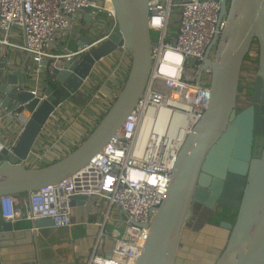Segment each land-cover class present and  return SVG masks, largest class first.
Returning a JSON list of instances; mask_svg holds the SVG:
<instances>
[{
  "label": "water",
  "instance_id": "water-1",
  "mask_svg": "<svg viewBox=\"0 0 264 264\" xmlns=\"http://www.w3.org/2000/svg\"><path fill=\"white\" fill-rule=\"evenodd\" d=\"M147 3L148 0H111L115 26H81L77 31L72 27L55 33L50 48L61 57L42 61L40 74L35 73L27 57L20 67L0 58V109L22 118L17 136L6 132L0 136V198L28 195L59 184L86 166L122 127L149 75ZM90 15L87 13L83 20L89 22ZM224 15L222 34L207 47L198 72L197 81L202 71L210 68L208 106L180 149L167 194L153 216L136 264H187L185 255L189 248L182 246V240L187 227L195 225L194 207L212 211L216 204L235 210L236 216L232 224L219 223V228L229 231V237L217 255H205L204 261L264 264V0H229L228 4L221 0L219 18ZM97 28L107 39L86 54L65 60L66 54L95 41ZM57 40L64 46L54 47ZM71 45L74 50L69 49ZM254 45L258 58L251 105L238 112L243 65ZM120 49L128 52L130 64L125 81L104 116L74 150L50 164L28 167L26 163L34 155L41 132L61 106L59 97L81 93L95 65ZM37 75L39 91L44 96L41 102L29 91L36 84ZM51 79L56 89L48 85ZM6 120L18 121L8 117ZM86 202V197L75 196L70 207ZM52 226L49 219L31 222L33 230ZM11 232L13 225L0 218V235ZM0 264H4L1 255Z\"/></svg>",
  "mask_w": 264,
  "mask_h": 264
},
{
  "label": "built area",
  "instance_id": "built-area-1",
  "mask_svg": "<svg viewBox=\"0 0 264 264\" xmlns=\"http://www.w3.org/2000/svg\"><path fill=\"white\" fill-rule=\"evenodd\" d=\"M220 3L221 0H148L150 70L135 107L110 142L82 169L59 184L28 195L1 197L0 218L4 223L49 219L54 229H70L71 199L84 196L104 207L85 264L137 263L153 216L167 194L180 149L210 100V68L204 69L197 80L207 47L214 38H220L225 26L226 15L219 18ZM82 10L89 11L98 25L104 21L111 27L116 24L111 0H0V58L7 49L19 52L40 74L42 61L61 57L50 48L52 37L67 28L79 30ZM101 14H105L104 20ZM95 32V41L66 54L65 60L84 55L107 39ZM119 51L110 79L102 85L113 88L115 94L130 64L126 52ZM101 81L89 84L88 79L81 90L90 106V112H86L89 116L81 119L91 130L115 100H108L99 87ZM50 83H54L53 79ZM39 87L29 91L41 102L44 96ZM7 117L19 118L1 110L0 120ZM165 120L169 124L162 129ZM61 127H52L54 138L46 154H40L38 159H48V152L63 141L66 129ZM105 239L111 242L108 249L102 244Z\"/></svg>",
  "mask_w": 264,
  "mask_h": 264
},
{
  "label": "crops",
  "instance_id": "crops-1",
  "mask_svg": "<svg viewBox=\"0 0 264 264\" xmlns=\"http://www.w3.org/2000/svg\"><path fill=\"white\" fill-rule=\"evenodd\" d=\"M87 13L89 14V11L80 13L78 19L80 26L87 27L91 25L95 27V25H98L95 23V18L91 15L89 22L83 20ZM100 24L101 25L98 26L103 28L108 22L104 21ZM99 31L100 32H98L97 28L99 34L105 35L102 30ZM53 46L63 47L64 45L61 40H57L54 41ZM51 50L54 52V49L51 48ZM118 53L119 52L113 54L111 57L95 65L89 76V84L93 80L97 82L102 80L99 83V87H102L103 82H106V79H110L109 75L112 72V66L118 60ZM254 69L256 70V67ZM39 77V75L35 77L37 79L35 82L36 84H32L30 89L38 90V86H40L38 85ZM113 83L117 85L115 80ZM48 85L53 87L54 84ZM103 89L108 95V100L115 99L117 93L115 94L113 88L105 86ZM87 99L88 98L82 93L67 98L62 96L59 97L58 101L61 103V106L41 132L34 146V155H32L31 159L26 163L28 167L44 166L55 162L74 150L81 141L84 140L85 135H88L87 130L90 129V127H85L81 119V112H90ZM17 120L16 123L7 121L6 119L0 120V136L3 132H6L8 135L14 134L17 136V132H19L22 126V118H17ZM56 124L61 125V129H66L64 130L63 141L58 142L54 150L48 152L46 155L48 159L45 157L38 159L40 154H42V156L46 154L45 150L48 148V144L53 140L55 135V129L52 130V127ZM103 212L104 207L96 206L94 200L89 199L85 205H75L71 207L72 227L70 229L57 230L54 228H47L33 230L31 228V222H17L13 224V232L0 235V255L2 256V262L4 264H85L98 232L96 224L101 220ZM192 236L191 234L190 237ZM102 244H104L106 248H110L111 246V242L108 239H105Z\"/></svg>",
  "mask_w": 264,
  "mask_h": 264
},
{
  "label": "flooded vegetation",
  "instance_id": "flooded-vegetation-1",
  "mask_svg": "<svg viewBox=\"0 0 264 264\" xmlns=\"http://www.w3.org/2000/svg\"><path fill=\"white\" fill-rule=\"evenodd\" d=\"M251 72L255 73V70ZM242 76L243 73L241 75V79ZM254 77L255 75L251 77L252 79L249 78L247 80L245 87L248 86V88L246 87V89L243 90V92H238V101L240 99V96L244 98H249V103L244 108L251 105L250 95L254 85ZM237 108H238L237 109L238 112L244 109V108L239 109V102L237 103ZM262 117H264V113H262ZM232 185L234 184L232 183ZM231 201L233 202V200ZM194 210L196 217V219L193 220V223L195 222L194 227H199L200 229L197 230L196 233L186 229L183 236L184 237L183 243L184 241L185 243L184 244L182 243V246L188 247L189 253L184 255L186 257L187 264H208V262L204 261V256L217 255L218 252L220 251L216 248L217 246H215V244L221 241L220 238L216 236V232L217 234L220 231L224 232V230L219 228V223L226 222L232 224L234 221L232 218V214L235 212V210L231 211V208L224 207L219 204H216L212 211L206 210L204 208L202 209V207L199 206L194 207ZM203 214H206V218L204 219H203ZM201 224L205 229H208L206 234L205 233L203 234V232L201 231L203 229V227L200 226ZM191 234L193 235L192 237H190ZM201 234L206 236L204 239H200L202 240L201 243L203 246H201L200 242L198 243V239ZM203 241L206 242V244Z\"/></svg>",
  "mask_w": 264,
  "mask_h": 264
},
{
  "label": "rangeland",
  "instance_id": "rangeland-1",
  "mask_svg": "<svg viewBox=\"0 0 264 264\" xmlns=\"http://www.w3.org/2000/svg\"><path fill=\"white\" fill-rule=\"evenodd\" d=\"M100 18H104L105 19V14H101L100 16H99ZM152 36L154 35V34H151ZM72 44V43H71ZM69 49L70 50H74L75 49V47L73 46V45H71V47H69ZM257 50V46L256 45H254L253 47H252V52H254V51H256ZM120 52L121 51H119V55H118V60H119V58H120ZM54 53H57V51H55L54 50ZM126 56H128L129 57V54H128V52L127 53H125V57ZM4 59L7 61V62H11V64H13L15 67H20L21 65H22V63L24 62V60H25V56L23 55V54H21V53H19V52H13L11 49H7L6 50V52H5V55H4ZM249 66H245V69H243V76H242V79H241V83H242V87H244L245 88V85H246V82H247V80L249 79V78H251L252 76H254L255 75V73H252L251 71H253L254 69L252 68H248ZM252 79V78H251ZM250 79V80H251ZM244 88H243V90H244ZM243 92V91H242ZM239 109H242V108H244L245 106H247L248 105V103H249V98H244V97H241L240 96V99H239ZM81 116L83 117V118H87L89 115L87 114V113H84V112H81ZM85 127L86 128H89V126H86L85 125ZM87 130V129H86ZM88 131V133H90V131H91V128L90 129H88L87 130ZM193 222V221H192ZM201 227H203V225L201 224L200 225ZM189 227V229H190V231H192V232H195L196 233V231L197 230H199L200 228L199 227H194V226H188ZM188 228H187V230H189ZM207 230L208 229H205L204 227H203V229L201 230L202 232H203V234L205 233H207ZM222 230H224V229H222ZM121 231V230H120ZM229 231H227V230H224V232H218V234H217V232H216V236L217 237H219L220 238V242H218L217 244H215V246H217L216 248L218 249V250H222L224 247H225V241L228 239V237H229ZM203 237V238H202ZM206 236L205 235H200L199 236V239H198V243L200 242V244H201V246H203L202 245V240H200V239H204ZM204 242V241H203ZM182 243H183V240H182ZM184 243H185V241H184ZM183 243V244H184ZM205 244H206V242H204ZM207 256V255H206Z\"/></svg>",
  "mask_w": 264,
  "mask_h": 264
},
{
  "label": "trees",
  "instance_id": "trees-1",
  "mask_svg": "<svg viewBox=\"0 0 264 264\" xmlns=\"http://www.w3.org/2000/svg\"><path fill=\"white\" fill-rule=\"evenodd\" d=\"M257 56H258L257 51H254V52L250 51V53L247 55V57L244 61L243 69H245V66H249L248 68L254 69L256 67V64H257V58H258ZM49 84H52V85L54 84L53 88H55V89L57 88V85L55 83H50V81H49ZM240 84H242V83L240 82ZM246 87L248 88V86H246ZM246 87L244 88L240 85L238 92H242L243 88L245 90ZM235 216H236V211L232 214L233 220L235 219Z\"/></svg>",
  "mask_w": 264,
  "mask_h": 264
},
{
  "label": "bare ground",
  "instance_id": "bare-ground-1",
  "mask_svg": "<svg viewBox=\"0 0 264 264\" xmlns=\"http://www.w3.org/2000/svg\"><path fill=\"white\" fill-rule=\"evenodd\" d=\"M106 7L108 8V5H106ZM110 8V7H109ZM26 115V113H24ZM165 124H169V121L165 120L161 126V128L163 129V126H165Z\"/></svg>",
  "mask_w": 264,
  "mask_h": 264
}]
</instances>
